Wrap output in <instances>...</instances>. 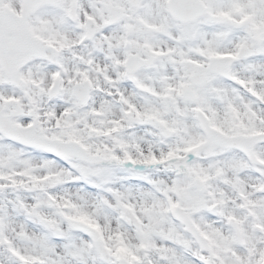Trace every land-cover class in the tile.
<instances>
[{"label": "snow or ice", "instance_id": "6c2138e0", "mask_svg": "<svg viewBox=\"0 0 264 264\" xmlns=\"http://www.w3.org/2000/svg\"><path fill=\"white\" fill-rule=\"evenodd\" d=\"M0 264H264V0H0Z\"/></svg>", "mask_w": 264, "mask_h": 264}]
</instances>
